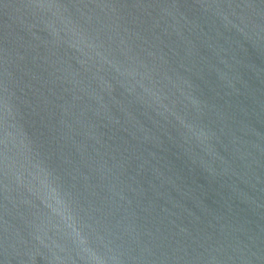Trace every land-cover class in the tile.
<instances>
[{"label": "water", "instance_id": "obj_1", "mask_svg": "<svg viewBox=\"0 0 264 264\" xmlns=\"http://www.w3.org/2000/svg\"><path fill=\"white\" fill-rule=\"evenodd\" d=\"M0 264H264V0H0Z\"/></svg>", "mask_w": 264, "mask_h": 264}]
</instances>
